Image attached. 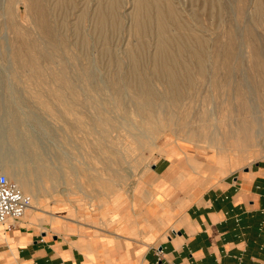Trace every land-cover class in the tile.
Here are the masks:
<instances>
[{
	"label": "rangeland",
	"instance_id": "1",
	"mask_svg": "<svg viewBox=\"0 0 264 264\" xmlns=\"http://www.w3.org/2000/svg\"><path fill=\"white\" fill-rule=\"evenodd\" d=\"M32 1L0 0V51L9 48L0 52V115L11 114L6 127L30 132L35 143L22 148L25 161L9 157L41 190L47 211H30L29 226L80 237L114 229L133 215V196L145 192L165 139L183 142L197 180L262 164L264 133L255 147L228 133L255 114L264 120V0ZM17 43L37 66L5 70L23 63L2 55ZM146 83L177 98L165 99L151 137L153 125L140 128L134 114ZM52 175L63 177L53 183Z\"/></svg>",
	"mask_w": 264,
	"mask_h": 264
},
{
	"label": "crops",
	"instance_id": "2",
	"mask_svg": "<svg viewBox=\"0 0 264 264\" xmlns=\"http://www.w3.org/2000/svg\"><path fill=\"white\" fill-rule=\"evenodd\" d=\"M187 159L165 139L138 210L104 235L0 224V264H264V161L208 181Z\"/></svg>",
	"mask_w": 264,
	"mask_h": 264
},
{
	"label": "bare ground",
	"instance_id": "3",
	"mask_svg": "<svg viewBox=\"0 0 264 264\" xmlns=\"http://www.w3.org/2000/svg\"><path fill=\"white\" fill-rule=\"evenodd\" d=\"M5 2V0H2ZM30 1V6L33 4L32 0H28ZM112 2V1H111ZM4 4V3H3ZM113 4V3H112ZM3 10V8H2ZM4 16V14H3ZM4 18V17H3ZM98 22H100V18H99V14H98ZM5 25V24H4ZM5 36H7L5 34ZM4 38V35H3ZM19 38V36H18ZM6 42H7V38L5 37ZM24 42L27 41V43L29 44V47L26 50H32L33 48L30 46L31 42L25 38L23 36V38H21ZM34 43H36V49L35 50H39V51H45L43 47H41L40 45H37L38 40H32ZM26 43V44H27ZM18 45H16L14 50H11V53L8 54L6 52V54H2L6 56H10L13 58L14 62H18L17 60H21L20 57L23 56V63L18 62V66L12 64L11 62H8V65L5 66V70H9V69H13V68H21V66H26V67H32L34 64L36 65L35 62V56L34 54H25V55H20L21 52V46L19 43H17ZM25 43L22 45H26ZM7 45V44H6ZM4 45L3 49L1 51H8L9 48ZM9 46V44H8ZM39 48V49H38ZM1 49V47H0ZM0 51V52H1ZM2 53V52H1ZM43 56H48L49 59L51 58L49 55H43ZM7 61H9V59L7 58ZM32 62V64H31ZM34 62V63H33ZM92 64V63H91ZM93 65V64H92ZM37 66V65H36ZM1 70V69H0ZM99 71V70H98ZM100 75V74H99ZM172 79V77H171ZM102 81V80H101ZM95 83V82H94ZM171 83V82H170ZM173 83V82H172ZM104 85V84H103ZM100 88V86H99ZM146 88V90H143V88H139L138 89V97L142 98V102L139 103H135L136 108L134 111V114L141 117L140 122L137 124L140 128H142L144 126V124H152L153 127L148 131L150 133L149 137H151V135L156 134L158 132V130H160L158 128V126H154L157 125L159 119L157 116H160L163 114V105L165 102V99H168L170 101H174L177 100L176 96H174L173 94L167 96V97H160L159 94L155 93L152 88L150 87V84L146 83V86L144 87ZM3 108V106H2ZM97 108V113H99L100 111H103L102 106L101 107H96ZM255 113V112H254ZM257 113V112H256ZM12 115L9 113H2L0 115V173L6 175L8 178L13 179L15 181V183L17 184V186L19 187V189L21 190V192H23L24 194L28 195L31 198V206L30 208L26 211V214L24 216V218H28L29 212L30 211H42V212H47L45 211L41 206H39V199L41 198V190L36 187V183L35 182H31L28 180L27 176L23 173V170L20 169V165L14 164L11 165V163H14V160L10 159L9 155L11 154H17V159L18 160H23L24 159H28L27 156L24 155V153L22 152L23 149L22 148H27L30 147L32 145H35V143L32 141V134H30V132H28L27 134L24 135V137H21L18 135V133L15 131V127L13 126L12 128H10L9 126L6 127V123H8V120L10 119ZM260 116V115H258ZM258 116L255 117L252 116V122H250V124L248 123H244L241 122L240 124L235 125V127L233 126L231 129V132L228 133V137L229 138H234L235 137V133L237 134L240 133V135L242 136V138L244 139L245 137L247 138L246 140H244V144H247L248 147H250V145L252 144V146L257 145L256 144V139L258 137L263 136L264 133V124L262 123L263 121H260ZM100 120V127L102 130V134L98 137L97 142L98 143H102L105 140V131L103 129V126L105 125L107 121L106 117H103ZM115 124H112V126H114ZM133 127V123L130 124ZM257 127V129L253 130V127ZM129 129V128H128ZM91 131H93V129H90ZM229 132V131H228ZM34 139V138H33ZM11 140L12 141V145L14 147V152L13 150L9 149L8 147V141ZM8 144V145H7ZM255 147V146H254ZM26 151V150H25ZM26 153V152H25ZM38 160H42L40 158V156H38ZM41 170H46V168L41 165L40 166ZM26 170V169H25ZM27 171V170H26ZM28 172V171H27ZM54 181L53 183H57L59 179H61L63 176L61 175H52L51 176ZM111 185V184H110ZM113 186V185H112ZM108 188V187H107ZM112 188V187H110ZM59 192L62 194H67V189H59ZM49 215L51 216V220H55L57 219L56 217V213L54 212H48ZM34 220H40V218H38L37 216H34L33 218ZM42 219V218H41ZM32 222V221H31Z\"/></svg>",
	"mask_w": 264,
	"mask_h": 264
},
{
	"label": "built area",
	"instance_id": "4",
	"mask_svg": "<svg viewBox=\"0 0 264 264\" xmlns=\"http://www.w3.org/2000/svg\"><path fill=\"white\" fill-rule=\"evenodd\" d=\"M31 206V198L0 173V224L11 231ZM159 253V252H158Z\"/></svg>",
	"mask_w": 264,
	"mask_h": 264
}]
</instances>
